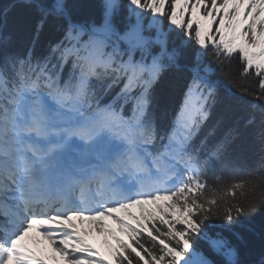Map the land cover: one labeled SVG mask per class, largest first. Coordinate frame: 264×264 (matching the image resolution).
<instances>
[{
	"label": "snow or ice",
	"instance_id": "6c2138e0",
	"mask_svg": "<svg viewBox=\"0 0 264 264\" xmlns=\"http://www.w3.org/2000/svg\"><path fill=\"white\" fill-rule=\"evenodd\" d=\"M128 4L138 21L141 13H148L154 25L166 21L170 31L191 39L202 52L211 48L218 60L230 62L238 56L240 75L258 78L260 95L253 96L264 100V0H220L219 4L217 0H128ZM37 7L45 16L66 15L63 0H53L50 8ZM114 7L106 5L104 26L94 28L85 43L74 35L76 26L69 24V47L52 49L58 64L47 59L32 64L29 58L0 65V264H49L53 260L57 264L60 260L64 264H208L191 252L193 238L219 211L226 196L235 201L237 190L248 185L252 193L256 191L252 180L232 185L223 195L217 196L212 189H207L212 198L204 195L207 185L188 148L208 119L214 87L198 68L192 70L197 100L181 109L173 130L158 137L155 126L145 121L150 88L165 67L161 61L166 58L174 63L179 53L169 52L158 35L154 43L161 52L152 64L134 61L132 53L148 41L138 28L123 35L114 33L108 22ZM114 36L126 45L125 50L113 42ZM70 58L80 75L75 83L61 87L59 75ZM93 79L111 80L108 90L125 81L117 99L133 101L131 116L125 117L123 109L113 105L94 107ZM41 89H47L54 103L71 115L46 110ZM137 89L140 95L132 97ZM244 94L251 93L246 90ZM102 135L126 144L127 151L117 149L103 167L84 170L79 177L73 169L54 170L58 154L69 141L92 147ZM158 139L159 150L150 152ZM117 170L119 176L127 173L130 180L125 183L134 186L115 184ZM91 185L98 186L94 203L84 195ZM76 189L79 196L72 198L70 193ZM248 194L239 193L241 198ZM247 214L233 202L223 219L231 225ZM93 235L103 237L107 257L90 243ZM211 243L227 264H236L235 250L227 240Z\"/></svg>",
	"mask_w": 264,
	"mask_h": 264
},
{
	"label": "trees",
	"instance_id": "16d2710c",
	"mask_svg": "<svg viewBox=\"0 0 264 264\" xmlns=\"http://www.w3.org/2000/svg\"><path fill=\"white\" fill-rule=\"evenodd\" d=\"M52 3L53 0H0V65L9 60L29 58L32 64L46 59L58 64L52 49L57 45L69 47L66 40L69 24L76 26V38L81 43L87 42L94 28L104 26L108 3L115 5L108 18L114 33L123 35L130 28H138L146 41L151 39L150 49L144 46L132 53L134 61L152 64L153 58L161 52L160 45L154 43L159 35L160 40L166 42L168 51L176 50L179 56L174 63L166 58L161 61L165 67L150 88L145 121L155 126L158 137H166L173 130L181 109L197 100L192 70L198 68L207 84L214 87V96L207 105L208 119L199 126L188 148L201 170V179L207 185L204 195L212 198L207 189L219 196L230 191L236 183L252 180L257 183L255 193L248 185L237 190L235 201L231 196L225 197L219 204V211L210 216L193 238L191 252L208 264H227L226 258L215 251L211 243L225 239L235 250L236 264H264V206L261 205L264 200V100L253 96L260 95L258 78L252 74L248 77L240 75L242 65L238 56L230 62L218 60L211 48L202 52L191 39L170 31L166 21L154 25L148 13H141L138 21L129 9L128 0H63L66 15L60 18L45 16L37 7L50 8ZM113 42L119 43L121 50L126 49V45L116 41L115 36ZM106 52L111 53L112 47ZM73 62L74 59L70 58L59 75L61 87L75 83V77L80 75L79 69H73ZM8 75L10 79L13 77L11 71ZM109 83L111 80L91 81L93 106L113 105L117 110L122 108L124 116H131L133 101L117 99L125 81L108 90ZM190 88L193 89L191 93ZM246 90L251 94L245 95ZM44 95L49 96L47 89H41V102ZM139 95V89L131 94L132 97ZM160 143L158 139L153 146L155 153ZM241 191L249 193L246 198L240 197ZM233 202L248 214L229 225L223 217ZM232 210L234 213L235 209Z\"/></svg>",
	"mask_w": 264,
	"mask_h": 264
},
{
	"label": "bare ground",
	"instance_id": "6f19581e",
	"mask_svg": "<svg viewBox=\"0 0 264 264\" xmlns=\"http://www.w3.org/2000/svg\"><path fill=\"white\" fill-rule=\"evenodd\" d=\"M53 139H55V138H53ZM116 146L114 145V141H112V139L110 141V136L102 135L99 138L98 142L96 144H94L92 147H89V145L83 141H79V140L69 141V143L67 144V146L65 147L63 152L59 153L58 155L63 154V153H69L70 151H74L75 158L81 160L84 157H86L87 155H90L92 152H96L98 154V156H100V153H103L104 150H106L108 148H112V149L114 148L115 151H114V154L112 156V158H113L117 154ZM116 174L117 173L113 174V176H115ZM122 178H126L127 180H130V176L127 173H125V176H123ZM132 186H134V185H132ZM97 187H98L97 185H91V186H89L88 189L85 190L84 195H85V198L89 200V203L95 202L92 200V196L94 195L93 189L96 190ZM78 196H79V194L77 195V197ZM85 227H87V225H85ZM90 243L96 249V247H98L99 245H103L102 244V237H100L98 235H93L92 237H90ZM49 263L50 264H57V261L53 260V261H50ZM59 264H64V262L62 260H60Z\"/></svg>",
	"mask_w": 264,
	"mask_h": 264
},
{
	"label": "rangeland",
	"instance_id": "374dc122",
	"mask_svg": "<svg viewBox=\"0 0 264 264\" xmlns=\"http://www.w3.org/2000/svg\"><path fill=\"white\" fill-rule=\"evenodd\" d=\"M149 16V15H148ZM147 41H148V43H146L145 44V47H147L148 49H150V42H151V39H147ZM155 46V45H154ZM122 48H123V46H121ZM43 104H44V106H45V108H46V110H48L49 112H51L53 115H55V114H57V113H59L60 115H63V116H67V115H71V113H68L67 111H66V109H61V108H59L55 103H54V101L51 99V98H49L48 96H45L44 98H43ZM77 119H80V117H77ZM111 139H112V141H114V139L110 136V141H111ZM116 141V143H115V146H116V148H119V149H121L120 151L122 152H124V151H127V145L126 144H123V143H121L120 141H117V140H115ZM120 146V147H119ZM150 152H152V148L150 147L149 149H148ZM116 175H118V171H117V174ZM115 175V176H116ZM124 176H125V174H124ZM97 190V189H96ZM95 189H93V194H95L94 192L96 191ZM109 223H111V222H109ZM125 239H126V237H125ZM102 240H103V237H102ZM100 247V248H99ZM96 251H98L99 253H100V255L101 256H105V257H107L108 256V252H107V249L103 246V245H99L98 247H96V249H95ZM110 259V258H109ZM50 264V263H49Z\"/></svg>",
	"mask_w": 264,
	"mask_h": 264
}]
</instances>
